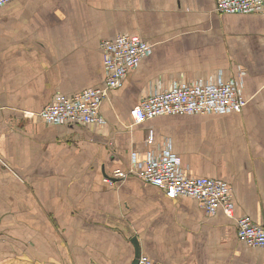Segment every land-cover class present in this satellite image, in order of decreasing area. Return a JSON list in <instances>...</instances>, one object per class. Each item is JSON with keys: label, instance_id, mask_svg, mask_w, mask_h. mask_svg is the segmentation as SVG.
<instances>
[{"label": "crops", "instance_id": "0c3cea01", "mask_svg": "<svg viewBox=\"0 0 264 264\" xmlns=\"http://www.w3.org/2000/svg\"><path fill=\"white\" fill-rule=\"evenodd\" d=\"M216 2L0 7V264H134L143 253L158 264H264V247L237 234L240 217L264 226V12L220 14ZM119 35H138L153 51L104 99V123L31 115L104 86L100 44ZM231 79L242 82L241 111L132 118L143 97L175 83ZM168 144L184 176L230 185L234 217L135 175L107 181Z\"/></svg>", "mask_w": 264, "mask_h": 264}, {"label": "built area", "instance_id": "2783aa9c", "mask_svg": "<svg viewBox=\"0 0 264 264\" xmlns=\"http://www.w3.org/2000/svg\"><path fill=\"white\" fill-rule=\"evenodd\" d=\"M13 0H0V7ZM216 11L220 14H251L264 12V0H217ZM100 48L104 58L107 79L102 87L88 88L66 97L59 96L54 103L43 110L32 113L53 124L104 123L100 108L109 92L123 85L128 73L141 60L149 56L152 46L138 35H119L102 40ZM240 73H243L241 70ZM241 81L175 83L164 91H156L143 97L131 109L135 123L166 114H211L241 111L247 103L242 96ZM149 143L153 142L150 132ZM130 169H116L107 181L114 184L131 175L138 176L147 183L163 189L169 198L189 197L196 199L200 207L209 215L222 209L229 217L235 215L230 185L220 179L208 177L190 178L179 169V158L170 144L158 154L150 151L145 160L139 162L134 156ZM238 237L249 246L264 247V226L255 224L249 217L237 220ZM137 264H158L147 254L138 256Z\"/></svg>", "mask_w": 264, "mask_h": 264}, {"label": "water", "instance_id": "95a60500", "mask_svg": "<svg viewBox=\"0 0 264 264\" xmlns=\"http://www.w3.org/2000/svg\"><path fill=\"white\" fill-rule=\"evenodd\" d=\"M138 256H139V254H138ZM137 261H138V259L134 262V264H137Z\"/></svg>", "mask_w": 264, "mask_h": 264}]
</instances>
